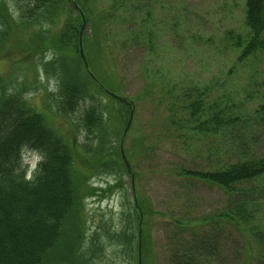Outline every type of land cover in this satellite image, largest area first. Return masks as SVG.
Returning <instances> with one entry per match:
<instances>
[{"label": "rangeland", "instance_id": "rangeland-1", "mask_svg": "<svg viewBox=\"0 0 264 264\" xmlns=\"http://www.w3.org/2000/svg\"><path fill=\"white\" fill-rule=\"evenodd\" d=\"M0 2L6 4L9 15L7 23L0 16V31L17 26L24 34L28 32L29 39L21 41V34H13L9 47L0 54V81L9 93L22 89L30 107L45 114L73 151L80 208L68 234L76 242L80 240L77 244L83 249H92V239L98 238L96 244L103 250L94 264H137L134 254L123 253L135 252L134 240L130 251H124L118 239L111 240L128 224L127 233L139 236L133 181L120 154L105 159L114 162L110 167L100 168L95 163L94 149L100 143L94 137L87 138L82 127L86 110L100 104L98 109L105 120L100 136L102 150L120 149L129 111L110 95L134 103V120L124 152H132L130 147L135 143L136 156H141L143 146L154 148L145 157H126L134 168L130 173L138 175V198L148 203L144 229L154 246L155 261L167 264L169 252L181 250L183 240L196 235L205 239V232L210 231L214 235L211 241L216 242L218 252H223L222 262L217 264H241L246 258L253 264H264V257L259 256L264 252V238L256 241L245 232L249 227L238 228L214 218L225 207L223 191L177 176L186 168L216 171L225 159L235 162L238 152H233L232 145L242 144L248 154L264 155V114L256 113L264 106V55L257 54L239 65L240 52L234 47L238 36L248 35L246 0H92L89 16L106 30L107 37L104 41L99 35V43H94L93 23H87L83 46L89 69L85 71L78 68L74 49L58 56L53 49L44 54L24 53L27 45L35 48L34 41L39 45L40 31L44 36L61 38L69 15L78 18L72 8L51 22L31 27L23 19L30 0ZM102 17H106L105 22ZM54 58L58 62L64 59L87 84L85 100L66 117L58 114L47 99L60 84L53 69L47 71L43 66ZM190 92L200 94L205 101L202 120L226 107L229 116L242 118L245 125L238 123L227 135L221 128L217 135L197 138L190 129L200 117H192L189 108L197 97L183 99ZM182 126L189 134L185 138L179 137ZM119 183L121 188L109 194V188ZM205 217L218 223L214 230L209 223L201 225ZM259 223H263L260 230L264 231V213L254 226Z\"/></svg>", "mask_w": 264, "mask_h": 264}, {"label": "trees", "instance_id": "trees-1", "mask_svg": "<svg viewBox=\"0 0 264 264\" xmlns=\"http://www.w3.org/2000/svg\"><path fill=\"white\" fill-rule=\"evenodd\" d=\"M91 1L30 0L28 10L23 12V19L29 22L31 27L43 21L51 22L56 17H61L63 12L68 11V7L72 8L71 12H75L78 18L72 17V14L69 15L63 26L61 38L51 35L44 36L43 31H40L37 36L40 41L39 45L34 41L35 48L30 45L24 46V51L26 50L24 53L27 55L44 54L48 49H53L57 50L58 56L60 52H72L71 49H74L77 66L85 71L79 51V36L83 24L81 13L85 15L87 23L91 25L93 23L94 43H99V35H102L106 41L104 38L106 30L97 26V22L92 21L89 16L92 11ZM245 7V26L248 29V35L238 36L237 44L234 45L236 51L240 52L237 62L239 65H244L257 54L264 55V0H246ZM0 13H2L0 16L3 21L7 23L9 15L4 2H0ZM103 19L105 22L106 17ZM23 25L26 26V24ZM15 33L21 34V41H29L28 32L24 34L23 30L17 26L14 30L7 28L5 31H0V54L9 47L7 45L11 43L10 40L14 39L13 34ZM85 36L84 34L83 43ZM56 58L43 63L47 71L53 69V74L60 82L56 93L49 95L47 99L51 100V107H55L58 114L66 117L75 113L80 103L85 100L87 84L74 70L68 68L64 59L58 62ZM99 88L102 92L104 91L101 87ZM23 94L22 89L9 93L0 81V264H94V259L101 258L102 252L99 251L103 250L102 246L96 244L98 238L95 236L92 239V249L89 247L83 249L77 244L80 240L76 242L75 237L68 234L80 208L73 151L67 141L62 138L63 135H59L49 124L45 114L31 108ZM188 94L187 96L184 94L183 99L195 100L197 97L189 107L192 109V117H200L198 119L200 122L190 129L191 134L197 138L205 139L209 135H217L221 128L227 135L230 129L235 130L236 125L242 122V118L229 116L226 107L212 114L209 119L202 120L206 114L205 101L200 98L201 96L199 97L200 94L198 96H194L192 92ZM98 106H92L86 110L82 119V127L87 138L94 137L100 143L99 146L96 145L98 147L91 148V150L95 151V163L100 168H104L114 165L111 160L105 161L106 158L120 154L122 160V155L121 147L119 150L114 147L110 148L106 150L107 154L102 150L103 143L100 141V136L105 129V120ZM124 107L129 111V121L131 109ZM256 113L264 114V106ZM241 125L244 126L245 122ZM182 129L183 126L179 137L185 138L189 134L186 127ZM239 131L240 129L238 134ZM239 139L240 135L237 139L238 143ZM135 144L130 147L132 152H125L131 159L133 156L145 157L154 152V148L143 146L141 156H136L138 154ZM232 146L233 152H238V159L235 162L225 159L216 171L186 168L182 169L177 176L184 181H196L221 189L225 196V207L214 218L238 228L249 227L245 232L250 233L256 241H262L264 231L260 230V227L263 223H259V227L254 224L264 213V155L248 154L245 152L247 148L242 144ZM25 148L39 150L44 156V163L32 181L25 179L23 171L21 152ZM133 173L135 174L134 181L128 173L134 184L133 210L139 229L140 216L143 215L142 233L140 237L127 233L130 231L128 224L121 234H114L111 240L118 239L122 242L124 251L132 249L134 240L137 245L134 248L135 252H123L124 254L128 256L134 254L139 264L141 249L142 264H159L155 261L151 238L144 229L146 210L149 209L148 203L146 201L142 203L139 200L136 193L138 175L135 171ZM118 188H121L120 183L111 186L109 194ZM127 218L130 219L129 216ZM214 218H203L201 225L207 226L209 223L214 230V225L217 223ZM178 224L183 225L182 222ZM207 232L204 234L205 239L196 235L189 241L183 240L181 250L175 248V252H169L166 263L217 264L222 262L223 252H218L216 242L211 241L214 235L210 231ZM259 256L264 257V252ZM251 261L246 258L244 261L241 260V264H253ZM129 262H131L130 259Z\"/></svg>", "mask_w": 264, "mask_h": 264}, {"label": "water", "instance_id": "water-1", "mask_svg": "<svg viewBox=\"0 0 264 264\" xmlns=\"http://www.w3.org/2000/svg\"><path fill=\"white\" fill-rule=\"evenodd\" d=\"M82 15V18H83V25H82V28H81V31H80V37H79V48H80V57L84 63V66H85V69L88 70L89 69V66H88V62H87V59H86V56H85V53H84V47H83V34H84V31L86 29V26H87V21L85 19V16L83 15V13H81ZM113 99H115L116 101H118L120 104L124 105V106H128L130 109H131V115H130V120L127 124V127L125 128L124 130V133H123V137H122V142H121V153H122V158H123V162L125 164V166L127 167L128 171L131 172L132 171V166L131 164L129 163L126 155H125V152H124V143L127 139V136H128V133L131 129V126H132V123H133V120H134V114H135V109H134V104L132 102H130L128 99L126 98H122V97H118V96H115V95H110ZM142 223H143V217L141 216V224H140V235H141V232H142ZM139 264H142V261H141V249L139 251Z\"/></svg>", "mask_w": 264, "mask_h": 264}]
</instances>
